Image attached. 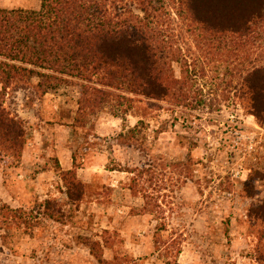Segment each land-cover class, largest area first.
<instances>
[{
    "label": "rangeland",
    "instance_id": "374dc122",
    "mask_svg": "<svg viewBox=\"0 0 264 264\" xmlns=\"http://www.w3.org/2000/svg\"><path fill=\"white\" fill-rule=\"evenodd\" d=\"M41 4L0 0V9ZM242 63L203 57L198 109L147 107L132 136L147 104L126 113L113 102L83 119L77 80L13 84L2 104L24 122L26 144L20 158L0 147V264H264L255 216L264 203V127L228 93ZM70 170L84 183L79 202L68 196Z\"/></svg>",
    "mask_w": 264,
    "mask_h": 264
},
{
    "label": "trees",
    "instance_id": "16d2710c",
    "mask_svg": "<svg viewBox=\"0 0 264 264\" xmlns=\"http://www.w3.org/2000/svg\"><path fill=\"white\" fill-rule=\"evenodd\" d=\"M41 1L39 11L0 9V147L17 157L26 144L24 122L1 99L13 84L38 77L50 89L77 80L83 119L113 102L125 104L126 113L147 104L137 110L132 136L145 124L147 107L198 109V68L210 55L243 60L231 71L228 93L235 91L264 127V0ZM64 181L70 200L81 201L84 183L73 170ZM51 203L47 215L54 219ZM255 216L264 226V203Z\"/></svg>",
    "mask_w": 264,
    "mask_h": 264
}]
</instances>
